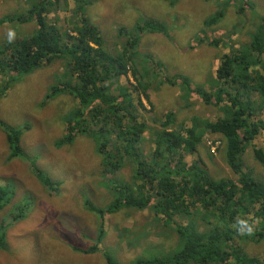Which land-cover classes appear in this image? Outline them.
Returning <instances> with one entry per match:
<instances>
[{
  "label": "rangeland",
  "instance_id": "obj_1",
  "mask_svg": "<svg viewBox=\"0 0 264 264\" xmlns=\"http://www.w3.org/2000/svg\"><path fill=\"white\" fill-rule=\"evenodd\" d=\"M84 1L83 14L100 30L105 50L112 56L124 53L127 60L130 57L126 76L111 79L110 90L118 95L120 88L129 93L132 87L139 88L132 97L136 108L130 113L149 127L140 144L144 154L154 147L151 139L158 125L153 121L164 119L168 112L186 127L193 124L189 120L193 116L201 124L218 119L221 106L205 107L192 96L183 99L187 94L182 89L187 86L184 81L214 91L220 57L230 54V46L240 49L249 40V32L252 36L264 25V21L259 24L264 0ZM218 5H226L225 14L217 15ZM28 6V0H0V19L20 15ZM57 7L47 20L63 34L74 36L75 3L59 0ZM210 16L221 19L205 26ZM145 20L160 23L168 36L135 33V25L142 28ZM34 29L31 23H4L0 44L30 36ZM214 40L219 41L217 46L211 43ZM69 79L61 60L29 73H0V186L7 194V205L0 212V230L5 234L0 264H108L107 257L116 264H131L138 258L150 260L171 253L178 235L171 224L166 226L168 231L162 215L161 221L152 209L123 206L115 214H99L114 200L109 181L116 178L117 184L131 183V177L127 170L115 176L102 171L90 134L76 132L72 143L65 145L68 132H74L70 121L78 109L77 100L61 86ZM173 82L178 86L170 85ZM186 103L195 107L182 111ZM252 120L264 121V110L253 114ZM14 135L20 155L11 157ZM214 138H203V145L215 156L212 162L204 158L208 171L215 178H233L218 156L217 136ZM259 148H264V132L246 145L239 158L252 177L264 181V166L253 156V150ZM191 159L184 157L185 163ZM40 174L55 184L54 190L39 180ZM188 220L173 216L179 226ZM93 246L99 249L95 254L79 251ZM243 246L249 255L264 259V239Z\"/></svg>",
  "mask_w": 264,
  "mask_h": 264
},
{
  "label": "trees",
  "instance_id": "obj_2",
  "mask_svg": "<svg viewBox=\"0 0 264 264\" xmlns=\"http://www.w3.org/2000/svg\"><path fill=\"white\" fill-rule=\"evenodd\" d=\"M58 1L28 0L29 6L20 15L0 19V27L4 23L35 25L30 36L0 44V73H29L52 61H63L72 79L62 82L61 86L78 102L70 121V131L74 132H68L65 145L72 143L76 132L90 134L102 171L115 176L120 170H127L131 177V183L117 184L116 178L109 181L114 200L99 214H115L123 206L147 207L160 220L161 214L165 228L171 224L178 235L177 246L171 253L150 260L138 258L131 264H264V259L249 255L243 246L245 242L264 239V181L252 177L239 158L246 145L264 132V121L252 120L253 114L264 110V17L259 23L262 26L252 36L249 32V40L240 49L230 46V54L220 57L214 91L191 87L189 79L184 81L187 86H181L187 93L183 97L185 101L192 96L205 107L221 106L222 114L218 119L201 124L193 116L189 119L193 124L186 127L184 123H177L175 114L168 112L164 119L153 121L158 125L151 139L154 147L144 154L140 144L149 127L130 113L136 108L132 97L139 88L132 87L130 93L120 88L118 95L110 90L112 80L126 76L130 57L127 60L124 53L112 56L105 50L100 30L83 14L87 4L84 0H72L76 5L72 11L74 36L63 34L57 25L47 20L49 14L59 10ZM216 13L225 14V8ZM241 13L239 9L238 16ZM220 19L213 20L210 16L204 24L217 23ZM142 25V28L135 26L134 32L166 34L154 20H145ZM211 43L218 45V41ZM170 85L178 86L176 82ZM192 107L195 105L186 103L181 110ZM206 135L212 140L217 136L218 156L233 173V178H215L209 173L204 158L212 162L215 156L203 145ZM10 142L11 157L20 155L18 136L14 135V142ZM185 156L192 157L189 163H185ZM253 156L264 166V148L254 149ZM38 178L48 188L55 189V184L41 174ZM6 205L7 194L0 186V212ZM173 216L189 220L179 226ZM237 218L255 221L254 234H238L233 227ZM4 238L0 230V248ZM98 250L93 246L79 251L95 254ZM107 261L116 264L109 257Z\"/></svg>",
  "mask_w": 264,
  "mask_h": 264
},
{
  "label": "clouds",
  "instance_id": "obj_3",
  "mask_svg": "<svg viewBox=\"0 0 264 264\" xmlns=\"http://www.w3.org/2000/svg\"><path fill=\"white\" fill-rule=\"evenodd\" d=\"M10 38L13 35L12 32H10ZM120 78V77H119ZM118 78V79H119ZM147 133V132H146ZM219 141L217 143V147L219 145ZM233 227L235 228L236 232L240 235H253L254 231H255V221H249L246 219H240L237 218L235 224L233 225Z\"/></svg>",
  "mask_w": 264,
  "mask_h": 264
},
{
  "label": "crops",
  "instance_id": "obj_4",
  "mask_svg": "<svg viewBox=\"0 0 264 264\" xmlns=\"http://www.w3.org/2000/svg\"><path fill=\"white\" fill-rule=\"evenodd\" d=\"M240 1H242V0H240ZM225 7H226V5H224L223 7H222L221 5H218V6H217L218 9H223V8H225ZM217 8H216V9H217ZM226 9H227V8H225V10H226ZM204 25H205V24H204ZM135 26H137V25H135ZM205 26H206V25H205ZM134 31H135V29H134ZM165 31H166V34H163V33H153V32H150V31H142V33H150V34H158V35L168 36V30L165 29ZM142 33H141V34H142ZM215 41H218V40H214V42H215ZM218 43H219V41H218Z\"/></svg>",
  "mask_w": 264,
  "mask_h": 264
}]
</instances>
